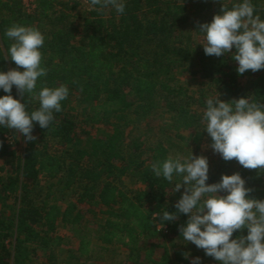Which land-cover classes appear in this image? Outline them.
Masks as SVG:
<instances>
[{"label": "trees", "instance_id": "trees-1", "mask_svg": "<svg viewBox=\"0 0 264 264\" xmlns=\"http://www.w3.org/2000/svg\"><path fill=\"white\" fill-rule=\"evenodd\" d=\"M83 1L89 5L76 27L71 20ZM237 2L126 0L125 13L118 15L111 8L93 7L90 0H35L33 8L25 0H0V70L17 68L7 57L12 41L5 31L13 24L35 26L45 36L41 51L47 68L37 92L44 86L69 88L62 110L54 113L48 129L35 125V140L0 128V264H31L36 247H59L63 241L57 234L60 224L74 229L78 259H89L93 239L84 223L96 215L100 216L97 238L103 250L120 245L128 250L131 264H190L185 255L197 247L184 244L181 235L189 217L180 213L175 221L161 220L164 211L177 212V201L171 197L174 185L151 171V164L165 160L171 151L161 139L131 143L123 127L133 116L147 117L162 109L170 114L176 134L199 129L204 126L207 88H219L222 93L217 97L224 101L250 96L264 104V69L240 75L231 54L206 55L185 30L188 11L197 16L193 23L197 31L221 13L223 4L230 8ZM252 3L264 19V0ZM193 68L206 81L199 93H190L176 77L177 71ZM7 94L0 90V96ZM11 95L29 111L39 108L38 99L22 96L15 86ZM73 96L83 107L81 112H74ZM83 123L119 126L77 147V140L92 135L80 129ZM196 129L192 136L199 145L206 131ZM237 172L246 187L253 189L249 195L264 200V171L246 169L235 159L221 157L216 167L220 176L213 182ZM56 184L60 200H69L67 205L50 201ZM242 231L247 235L246 229ZM158 232L173 247L171 251L164 245L159 257L156 249L162 245L148 242ZM240 234L237 230L232 238ZM197 249L203 259L215 260ZM45 264L59 263L54 255Z\"/></svg>", "mask_w": 264, "mask_h": 264}, {"label": "clouds", "instance_id": "clouds-1", "mask_svg": "<svg viewBox=\"0 0 264 264\" xmlns=\"http://www.w3.org/2000/svg\"><path fill=\"white\" fill-rule=\"evenodd\" d=\"M90 4L114 9L118 15L126 9V0H90ZM194 32L201 35L198 45L203 46L206 55L231 54L238 62V74L264 69V19L252 0H239L230 8L223 4L220 14ZM4 35L12 41L7 57L17 68L0 70V90L8 93L0 96V128L14 130L33 141L35 125L48 129L54 113L62 110L69 88L44 86L37 92L38 82L47 76L41 51L45 36L37 27L13 24ZM14 86L22 96L29 94L38 99L39 108L29 111L25 103L11 95ZM201 123L211 137V149L225 161L235 159L246 169L264 171V104L250 96L231 101L209 97ZM151 171L173 184V193L185 189L175 204L177 212L166 210L161 220L175 221L180 213L188 215L181 228L186 243L203 249L219 264H264V200L249 195L253 189L246 187L240 173L223 175L219 182L209 184L208 158L193 153L189 157L170 154L163 161L153 162ZM237 230L241 234L233 239ZM191 264H202V258H191Z\"/></svg>", "mask_w": 264, "mask_h": 264}, {"label": "rangeland", "instance_id": "rangeland-1", "mask_svg": "<svg viewBox=\"0 0 264 264\" xmlns=\"http://www.w3.org/2000/svg\"><path fill=\"white\" fill-rule=\"evenodd\" d=\"M35 0H25V3L29 6L34 3ZM88 2L83 1V3L80 4L77 11H74L72 20L74 25L76 27H80L82 24V17L85 15V12L87 10ZM188 22L185 25V30L189 31L191 33L192 41L195 44H199L201 41V35L197 32H194L193 23L197 21V16L194 15L193 12L188 11ZM195 68L189 69V71H177L176 77L180 84L186 86L190 93H199V89L206 86V81L202 79L199 73L196 72ZM195 72V73H194ZM194 73V74H193ZM205 92H208L207 94L209 97H217L218 94L222 93V91L219 88H213L209 89L207 88ZM202 92V91H201ZM226 97H230L228 94H226ZM71 106L75 109L74 112L82 111L83 107H79V103L76 100V97H71ZM119 125L116 123H107V124H101L97 126H91L86 123H83L80 125L81 130L90 131L92 133L91 136H88V134H85L83 138L80 140H77L75 145L77 147L85 145L86 141L89 138L94 139H101L103 136L110 134L113 129L118 127ZM204 127V126H203ZM203 127H199L200 130H203ZM124 131L126 132V135L128 137V140L131 143H139L144 142L146 139H149V141H156L158 139L163 140L165 145L168 147V149L171 151V154L173 156L179 155L181 157H189L191 153L194 154V156H206L209 160L210 165V171H209V180L208 183H214L213 180L215 179L217 181V177L220 175H216V167L219 165L221 160V155L218 153H215L210 145L212 143V140L210 136L208 135L206 131V137L202 139L200 144H196V142L193 141L192 133L195 132L196 128H193L192 130H181L179 131V134H176L175 128L172 125V120L170 118V114L166 113L162 109L156 110L152 115H149L147 117H135L133 116V119L131 122L123 127ZM199 129H196L199 130ZM181 137H184L181 138ZM54 147H57L56 144H53ZM52 147V149L54 148ZM3 163V161H1ZM214 180V181H215ZM42 183H44V180H41ZM131 187L134 189L137 186H134L131 184ZM264 187V183H263ZM53 194L50 197V201L52 203H61L62 205H67L69 202L68 199L65 201L60 200L61 195L57 189V184L52 187ZM184 189H181L180 192H175L172 194V200L178 201L181 196L184 193ZM221 195H226V193H221ZM68 198V197H67ZM9 212V211H8ZM100 221V216H90L88 221L84 223L85 228H87L91 232V237L93 239V247L94 251L91 254L89 259H78L77 257V248L79 245V239L76 237L74 229L68 226H65L63 224H60L57 229V234L60 235L63 239L62 244L59 247H52V248H44V247H36V253L32 257L31 264H45L48 260H50L51 256L56 257V260L59 264H131L128 260V250L123 248L120 245H110L107 247L106 250H103L101 247V243L98 241L97 235H98V223ZM160 229L163 228L162 225L159 226ZM148 242L151 244L156 243L162 245V247H158L156 249V256H160L164 252V245H168L171 251H173V247H171V241L164 238L162 236V233L158 232L154 234L152 237L148 239ZM177 242V241H176ZM178 243V242H177ZM179 245H182L181 243H178ZM188 244V243H184ZM183 246V245H182ZM184 247V246H183ZM199 249L193 248L189 249L188 251V259L191 264V258L193 257H201L199 255ZM202 258V257H201ZM202 264H219L216 260H206L202 258Z\"/></svg>", "mask_w": 264, "mask_h": 264}, {"label": "built area", "instance_id": "built-area-1", "mask_svg": "<svg viewBox=\"0 0 264 264\" xmlns=\"http://www.w3.org/2000/svg\"><path fill=\"white\" fill-rule=\"evenodd\" d=\"M27 6H29V5H27ZM35 5L34 4H32L31 6H29V7H31V8H33Z\"/></svg>", "mask_w": 264, "mask_h": 264}]
</instances>
